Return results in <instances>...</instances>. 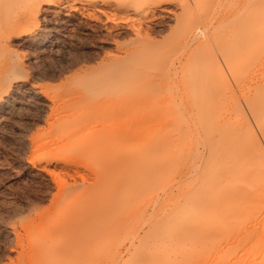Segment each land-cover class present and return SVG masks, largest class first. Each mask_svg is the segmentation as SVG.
I'll use <instances>...</instances> for the list:
<instances>
[{"label":"bare ground","instance_id":"bare-ground-1","mask_svg":"<svg viewBox=\"0 0 264 264\" xmlns=\"http://www.w3.org/2000/svg\"><path fill=\"white\" fill-rule=\"evenodd\" d=\"M193 19L199 28L180 35L178 56L161 70L153 58L168 49L152 28L173 20L174 37ZM85 20L131 37L114 40L102 74L85 87L76 74L53 97L72 130L102 93L99 81L108 96L155 81L169 108L116 143L125 200L115 206L129 213L130 234L146 227L127 264H264V0H0V112L48 99L32 63L53 44L63 50L59 25Z\"/></svg>","mask_w":264,"mask_h":264},{"label":"rangeland","instance_id":"rangeland-1","mask_svg":"<svg viewBox=\"0 0 264 264\" xmlns=\"http://www.w3.org/2000/svg\"><path fill=\"white\" fill-rule=\"evenodd\" d=\"M168 21L152 28L158 45L168 49L163 58H153L161 70L178 56L180 35L200 26L193 19L171 37L175 23ZM102 22L114 26L112 18ZM61 25L55 41L66 38L63 50L53 44L32 63L43 68L38 83L48 99L15 101L0 112V264H127L133 239L146 227L136 225L130 234L129 213L115 206L125 200L116 194L122 187L121 172L114 171L122 162L116 143H124L127 134L140 136L169 108L155 81L137 78L123 96H108L107 82L99 81L102 93L73 131L53 97L67 91L76 74L83 87L90 76L102 74V61L117 52L114 40L131 36L118 37L92 20ZM85 100L83 91L82 107L89 106Z\"/></svg>","mask_w":264,"mask_h":264}]
</instances>
